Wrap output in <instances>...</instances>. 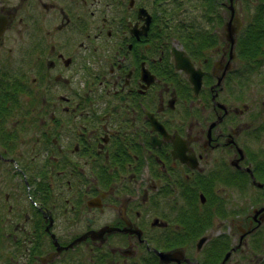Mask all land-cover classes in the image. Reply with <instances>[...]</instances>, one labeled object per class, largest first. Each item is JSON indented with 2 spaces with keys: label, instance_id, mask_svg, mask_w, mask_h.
Wrapping results in <instances>:
<instances>
[{
  "label": "flooded vegetation",
  "instance_id": "1",
  "mask_svg": "<svg viewBox=\"0 0 264 264\" xmlns=\"http://www.w3.org/2000/svg\"><path fill=\"white\" fill-rule=\"evenodd\" d=\"M263 20L0 0V264H241L264 240Z\"/></svg>",
  "mask_w": 264,
  "mask_h": 264
},
{
  "label": "rangeland",
  "instance_id": "2",
  "mask_svg": "<svg viewBox=\"0 0 264 264\" xmlns=\"http://www.w3.org/2000/svg\"><path fill=\"white\" fill-rule=\"evenodd\" d=\"M194 5L200 9L195 10L191 17L193 19H199L202 15H205L206 18L209 17L210 13H207V11L202 10V7H205V9L207 8V5L201 2H196L194 3ZM177 9L173 8V6L171 7V11L169 12L170 14H173V12L177 13ZM259 79L262 80L264 82V73H261L258 75ZM252 95H253V99L256 100V102L261 101L262 99H264V91L261 89H258V87H253L252 88ZM256 97H254V95H256ZM264 141V138H263ZM260 141L259 143H254L250 142L249 144L251 145V150H253V152H260L259 149H264V142ZM250 249H246V253H242L243 257H241V253L236 254L233 257L234 259H238L240 258L241 260H244L241 264H264V240H259V242H255V240H251L250 241ZM263 258V259H262ZM262 259V260H261Z\"/></svg>",
  "mask_w": 264,
  "mask_h": 264
},
{
  "label": "water",
  "instance_id": "3",
  "mask_svg": "<svg viewBox=\"0 0 264 264\" xmlns=\"http://www.w3.org/2000/svg\"><path fill=\"white\" fill-rule=\"evenodd\" d=\"M181 67V66H180ZM183 68H185V67H183ZM187 69V68H186ZM187 70H189V69H187ZM189 72H191L190 70H189ZM192 82L194 83V85H195V88H196V90H198L199 89V87L201 86V78L200 77H195V76H193L192 77ZM229 255H230V253H228L227 254V256H226V258H228L229 257ZM168 255L167 254H162V259H169L170 257H168Z\"/></svg>",
  "mask_w": 264,
  "mask_h": 264
},
{
  "label": "trees",
  "instance_id": "4",
  "mask_svg": "<svg viewBox=\"0 0 264 264\" xmlns=\"http://www.w3.org/2000/svg\"><path fill=\"white\" fill-rule=\"evenodd\" d=\"M264 21V20H263Z\"/></svg>",
  "mask_w": 264,
  "mask_h": 264
}]
</instances>
